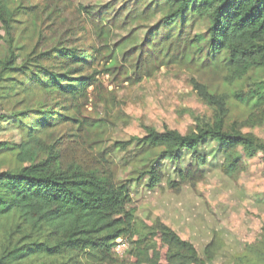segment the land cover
<instances>
[{"label": "trees", "instance_id": "16d2710c", "mask_svg": "<svg viewBox=\"0 0 264 264\" xmlns=\"http://www.w3.org/2000/svg\"><path fill=\"white\" fill-rule=\"evenodd\" d=\"M65 1L0 0V130L18 133L0 140V264H130L114 247L132 231V186L237 176L256 152L264 167V139L236 120L264 110V0H109L72 17ZM169 67L219 77L192 80L211 115L103 145V119L82 112L101 78L133 85ZM219 250L203 246L208 260ZM229 258L264 264V224Z\"/></svg>", "mask_w": 264, "mask_h": 264}, {"label": "rangeland", "instance_id": "374dc122", "mask_svg": "<svg viewBox=\"0 0 264 264\" xmlns=\"http://www.w3.org/2000/svg\"><path fill=\"white\" fill-rule=\"evenodd\" d=\"M39 1L40 5L45 0ZM109 0H66L64 13L73 16L77 6L101 4ZM70 18V17H69ZM0 30V35H2ZM1 41V40H0ZM0 45H2L0 43ZM1 49V46H0ZM211 86L220 85L213 72L181 67L162 68L154 77L138 83H112L106 74L103 88L93 93L82 112L89 119H103L102 136L86 134L88 139H102V144L125 140L143 133L142 125L157 130L175 128L184 133L194 128L191 113L200 117L211 110L197 96L192 80ZM242 131L264 139V110L239 115ZM3 125V124H1ZM18 139L16 129L0 130V140ZM87 140L88 142H90ZM87 151L95 149L87 146ZM245 167L233 177L222 176L215 168L201 182L179 191L160 186L152 191L132 186L130 206L135 208L131 234L117 239L119 255L128 256L130 264H229L233 253L255 240L264 224V167L261 153L244 157ZM214 238L223 253L208 260L203 246ZM187 243L195 249L190 256Z\"/></svg>", "mask_w": 264, "mask_h": 264}, {"label": "built area", "instance_id": "2783aa9c", "mask_svg": "<svg viewBox=\"0 0 264 264\" xmlns=\"http://www.w3.org/2000/svg\"><path fill=\"white\" fill-rule=\"evenodd\" d=\"M124 245H125L124 243H122L121 245H117L116 247H114V250L119 251L120 247L124 246Z\"/></svg>", "mask_w": 264, "mask_h": 264}]
</instances>
